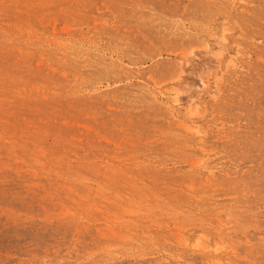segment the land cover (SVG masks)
<instances>
[{
  "label": "rangeland",
  "instance_id": "rangeland-1",
  "mask_svg": "<svg viewBox=\"0 0 264 264\" xmlns=\"http://www.w3.org/2000/svg\"><path fill=\"white\" fill-rule=\"evenodd\" d=\"M0 264H264V0H0Z\"/></svg>",
  "mask_w": 264,
  "mask_h": 264
}]
</instances>
